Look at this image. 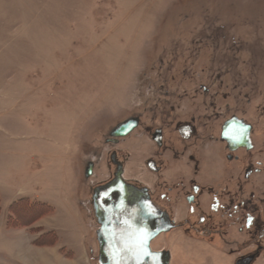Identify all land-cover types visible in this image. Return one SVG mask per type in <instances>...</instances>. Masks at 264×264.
<instances>
[{"label":"rangeland","instance_id":"rangeland-1","mask_svg":"<svg viewBox=\"0 0 264 264\" xmlns=\"http://www.w3.org/2000/svg\"><path fill=\"white\" fill-rule=\"evenodd\" d=\"M209 28V48L237 43L230 58L264 77V0H0V215L19 249L26 232L37 249L68 257L78 249L97 264L91 198L106 170L96 142L158 91L160 59H180V70L192 65V53L173 52L174 40L190 45ZM209 59L214 52L203 51L201 61ZM136 139H128L133 148ZM88 163L94 175L85 179ZM23 198L47 207L29 224L7 227L11 205ZM151 246L169 251L170 264H235L239 256L218 240L177 232Z\"/></svg>","mask_w":264,"mask_h":264},{"label":"flooded vegetation","instance_id":"flooded-vegetation-1","mask_svg":"<svg viewBox=\"0 0 264 264\" xmlns=\"http://www.w3.org/2000/svg\"><path fill=\"white\" fill-rule=\"evenodd\" d=\"M206 30L190 45L174 40L176 56L193 54L190 67L180 70V59H160L158 91L107 125L96 142L106 170L98 187L121 173L168 216L172 229L160 236L177 232L218 240L236 248L235 264L247 258L255 264L264 256V77L257 68L248 76L240 69L244 62L230 58L241 51L237 43L234 49L209 48L205 40L212 33ZM208 48L215 59L201 61ZM197 65L203 74L193 73ZM129 121L137 123L131 134L112 136ZM136 133L139 144L133 148L128 139ZM88 168L89 163L84 176ZM94 169L93 164L91 177Z\"/></svg>","mask_w":264,"mask_h":264},{"label":"water","instance_id":"water-1","mask_svg":"<svg viewBox=\"0 0 264 264\" xmlns=\"http://www.w3.org/2000/svg\"><path fill=\"white\" fill-rule=\"evenodd\" d=\"M137 128L129 121L118 126L115 137H127ZM93 174L89 163L86 178ZM92 207L98 225L97 264H170L169 251H154L153 241L172 229L168 216L152 203L146 190L127 184L121 173L93 190ZM251 258L237 264H249Z\"/></svg>","mask_w":264,"mask_h":264},{"label":"crops","instance_id":"crops-1","mask_svg":"<svg viewBox=\"0 0 264 264\" xmlns=\"http://www.w3.org/2000/svg\"><path fill=\"white\" fill-rule=\"evenodd\" d=\"M6 216L7 213L0 215V237L3 236L0 238V264H86L89 255L78 249L76 252H67L73 255L68 257L59 251L52 252L51 249L35 248L31 245V238L26 232L24 233L26 249H19V245L13 243L14 239L5 235Z\"/></svg>","mask_w":264,"mask_h":264},{"label":"trees","instance_id":"trees-1","mask_svg":"<svg viewBox=\"0 0 264 264\" xmlns=\"http://www.w3.org/2000/svg\"><path fill=\"white\" fill-rule=\"evenodd\" d=\"M45 204L31 201L29 199L23 198L17 201L16 203L12 204L10 207V214L7 220V227H15L17 222L20 223L26 221L28 224L30 221L36 217L37 214L36 210L40 208H46ZM50 208V207H48ZM17 227V226H16ZM42 237H40L37 241H40Z\"/></svg>","mask_w":264,"mask_h":264}]
</instances>
